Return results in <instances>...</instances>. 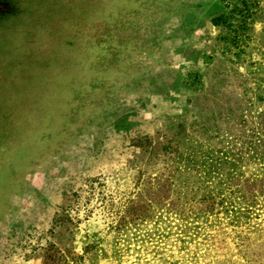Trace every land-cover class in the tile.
I'll use <instances>...</instances> for the list:
<instances>
[{
	"label": "rangeland",
	"instance_id": "rangeland-1",
	"mask_svg": "<svg viewBox=\"0 0 264 264\" xmlns=\"http://www.w3.org/2000/svg\"><path fill=\"white\" fill-rule=\"evenodd\" d=\"M148 175L179 203L110 229ZM55 246L264 264V0H0V264Z\"/></svg>",
	"mask_w": 264,
	"mask_h": 264
},
{
	"label": "trees",
	"instance_id": "trees-1",
	"mask_svg": "<svg viewBox=\"0 0 264 264\" xmlns=\"http://www.w3.org/2000/svg\"><path fill=\"white\" fill-rule=\"evenodd\" d=\"M214 21L217 22L218 18H215ZM176 125L177 127H181L183 125V122L178 121ZM162 149L164 153L169 150L165 146H163ZM227 158L233 159V156L229 157L225 155L224 160H221L220 163L225 164L227 162ZM197 159H198L197 161L200 162V164H204L203 156ZM187 168H189V165H187ZM167 176L168 177L166 178H169L172 175L171 173H168ZM168 181L167 179H165V181L161 182L159 177L152 176V175H148L146 178H139V181H137V184L139 182L141 185L138 186L139 190H137L135 197H126L122 201V205L114 206V204H112L114 208H112V206L111 208H109L110 212H107L109 218L111 217V220L109 222V228L117 229L120 224H123L125 222H131L136 219L143 220L144 217L149 216L151 212L150 206H152L153 204H163L164 203V205L165 204L167 205L176 204L177 205L179 203L178 201H174L170 198L168 200V193H167V188H166ZM98 186L99 185L95 184L93 180L89 186L90 192H94L98 188ZM176 198H179V197L177 196ZM201 198L202 199H199V200L204 201V200L210 199V197H206V196L201 197ZM101 199H105V202H109V204L113 203L110 196L106 193L103 194ZM244 239L250 240V237L246 235ZM94 246L95 245L92 242L84 245L83 252L78 256L79 263H83L88 257H90L89 254ZM55 264H72L70 259L62 255L61 248L57 246H55Z\"/></svg>",
	"mask_w": 264,
	"mask_h": 264
}]
</instances>
